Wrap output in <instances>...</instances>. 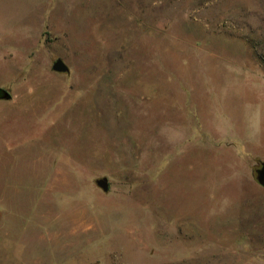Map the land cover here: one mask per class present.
<instances>
[{"label":"rangeland","instance_id":"obj_1","mask_svg":"<svg viewBox=\"0 0 264 264\" xmlns=\"http://www.w3.org/2000/svg\"><path fill=\"white\" fill-rule=\"evenodd\" d=\"M0 86V264H264V0H0Z\"/></svg>","mask_w":264,"mask_h":264},{"label":"water","instance_id":"obj_2","mask_svg":"<svg viewBox=\"0 0 264 264\" xmlns=\"http://www.w3.org/2000/svg\"><path fill=\"white\" fill-rule=\"evenodd\" d=\"M52 67L55 70H67V65L65 62L60 58L56 57L53 60ZM11 96L10 92L5 89L4 87L0 86V98H9ZM255 178L259 184L264 187V162L261 161L260 165L255 168ZM95 183L99 185L102 189H107L108 181L105 175L95 178Z\"/></svg>","mask_w":264,"mask_h":264}]
</instances>
